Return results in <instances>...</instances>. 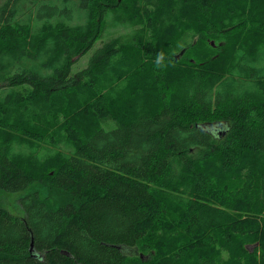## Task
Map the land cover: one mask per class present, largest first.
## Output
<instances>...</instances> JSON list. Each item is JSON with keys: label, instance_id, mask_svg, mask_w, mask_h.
Masks as SVG:
<instances>
[{"label": "trees", "instance_id": "16d2710c", "mask_svg": "<svg viewBox=\"0 0 264 264\" xmlns=\"http://www.w3.org/2000/svg\"><path fill=\"white\" fill-rule=\"evenodd\" d=\"M36 184L0 264H264V0H0V192Z\"/></svg>", "mask_w": 264, "mask_h": 264}, {"label": "rangeland", "instance_id": "374dc122", "mask_svg": "<svg viewBox=\"0 0 264 264\" xmlns=\"http://www.w3.org/2000/svg\"><path fill=\"white\" fill-rule=\"evenodd\" d=\"M113 32L114 31L112 30L110 35L107 38L109 39L113 38V35H112ZM89 56L90 55H87L86 57L82 58L79 61V64H78L79 68H84L85 66H87L89 62ZM37 190L41 192L42 197L46 195V191L41 189L39 184L33 185L27 190H23L17 193L1 191L0 192V207L8 211L13 216L24 217L25 213L21 205V199L30 193H35ZM145 260L147 261V259Z\"/></svg>", "mask_w": 264, "mask_h": 264}, {"label": "clouds", "instance_id": "9594fccd", "mask_svg": "<svg viewBox=\"0 0 264 264\" xmlns=\"http://www.w3.org/2000/svg\"><path fill=\"white\" fill-rule=\"evenodd\" d=\"M156 66L157 67L161 66V54L160 53L157 54Z\"/></svg>", "mask_w": 264, "mask_h": 264}, {"label": "water", "instance_id": "95a60500", "mask_svg": "<svg viewBox=\"0 0 264 264\" xmlns=\"http://www.w3.org/2000/svg\"><path fill=\"white\" fill-rule=\"evenodd\" d=\"M182 55H183V53H182ZM177 59H179V57H177Z\"/></svg>", "mask_w": 264, "mask_h": 264}]
</instances>
